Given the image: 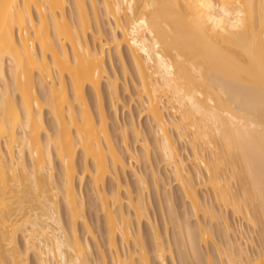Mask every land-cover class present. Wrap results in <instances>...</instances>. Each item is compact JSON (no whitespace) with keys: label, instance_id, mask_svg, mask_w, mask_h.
<instances>
[{"label":"bare ground","instance_id":"6f19581e","mask_svg":"<svg viewBox=\"0 0 264 264\" xmlns=\"http://www.w3.org/2000/svg\"><path fill=\"white\" fill-rule=\"evenodd\" d=\"M72 1L68 15L69 0H0V264H31L32 258L35 264H108L77 188V181L83 184L88 177L104 217L111 264H151L122 196L126 192L139 225L148 219L147 182L126 162V157L138 160L127 145L128 133L148 159L151 145L132 124L122 131L120 150L103 102L104 81L110 99L120 100L118 79L109 76L106 59L114 51L128 76L124 50L156 149L196 222L197 234L188 225L177 226L182 254L192 263L198 247L214 237L213 226L200 221L204 217L221 222L225 239L215 246L220 262L208 254L206 264H264V0ZM102 19L109 27L107 39ZM36 74L47 97L38 92ZM177 141L190 147L193 171L178 154ZM119 169L132 170L137 178L136 198ZM152 176L157 184V173ZM108 178L115 183L110 191ZM200 187L213 194L218 210L201 199ZM227 211L259 228L255 254L247 249L254 246V234L235 230ZM171 248L155 235L159 264H168V256L174 261Z\"/></svg>","mask_w":264,"mask_h":264},{"label":"rangeland","instance_id":"374dc122","mask_svg":"<svg viewBox=\"0 0 264 264\" xmlns=\"http://www.w3.org/2000/svg\"><path fill=\"white\" fill-rule=\"evenodd\" d=\"M90 5V3H89ZM88 5V6H89ZM69 7L67 8V14L70 15V10L73 7V1L69 0ZM92 20L93 28L96 29V22L93 15V12L91 10L88 11ZM107 22L105 20H101V28L103 29L104 38H109V32L108 26L106 24ZM89 39L92 42V36L89 35ZM126 49V48H124ZM125 52V62L129 70V75L124 76L122 72V66L121 62L119 61L118 57L115 55V52L112 51L111 57L107 56L106 59V67L109 73V76L113 79H118L117 89L119 93V102L112 101L110 99V93L107 88V84L105 81L103 82L102 86V92H103V102L105 106V110L108 116V124H109V131L112 136L113 142L115 145L122 150L124 145L122 141V131L125 127H129L132 124H135V126L142 132L143 139H146L150 147V154L149 159L148 156H146L143 147L141 146V143L137 142L131 131L128 133L127 137V145L128 147L136 153L138 156L137 161H130L128 157H126V162L128 164H131L132 170L137 173L138 175L145 178L147 182L148 191L145 193L146 198V204H147V213H148V219H144L141 221V224L139 225L135 218H134V212L131 210L128 205V196L126 192H122V196L124 198V211L131 216L132 220V230L137 235L138 240H142L143 243L146 245L147 250L149 251L150 256V262L151 264H159L155 259L153 255V247H154V237L155 235H159L163 242L168 245H171V249L174 253V261L168 256V264H206V256L208 254L211 255L212 259L214 261L220 262L218 255L215 251V246L217 245H224L225 239L222 236V226L221 222L218 221L217 223L213 222L210 223V221L204 217H201L200 221L204 225L213 226V232L214 237H211V241L209 242V245L207 247L201 246L198 247L196 257L192 260H189L186 255L184 256L185 248L178 247V244H176V238L177 241H179L180 236L177 235L178 230L177 226L179 224L188 225L190 228L193 229V232L197 234L196 230V222L191 214L190 205L187 202V200L184 198L183 193L179 189V187L176 185L174 179L169 174L165 163L161 160L160 155L158 153V150L155 146L154 137L151 134L150 127H149V120L144 115L143 109L141 107V103L138 98V80L137 77L130 65L129 59L126 56ZM7 72L9 70V65L6 66ZM35 82L36 87L38 89V92L40 96L47 97L48 90L44 83L40 81V78L38 74L35 76ZM0 85H4L2 81H0ZM87 98L88 102L90 104V107L94 114H96V100L94 93L90 90L87 91ZM45 120L46 124L48 125L49 131H53V123L50 115L48 114V111L45 112ZM172 135L173 132H171ZM177 151L180 157L185 160L188 163V169L190 171H193V165L190 164V158L192 156V152L190 150V147L187 143H183L181 141H177L176 143ZM82 159L79 155L77 160V167L80 172H82ZM55 168H56V180L59 183V174H60V166L58 162H55ZM132 170H128L127 172H123L122 169H119L118 174L119 177L123 183V185L130 190L132 193L133 198L137 197V191H138V183L137 178L133 174ZM153 173H157V184L152 176ZM195 182L199 184V181L195 179ZM115 183L112 179L108 178L106 182V190L110 191L114 188ZM77 188L79 193L83 195L84 202H85V209H86V215L88 219L89 226L91 230H93L94 236L96 237L98 243L102 247V251L104 252L105 256L107 257L108 264H111L110 262V255L108 253L107 247L105 246V240H106V233H105V222L104 217L102 216V213L100 212L98 208V201L95 199L92 191H91V184H90V178L88 177L87 180H85V183L80 184L77 181ZM199 196L202 200L209 203L210 205H213L215 209L218 210L217 203L214 200L213 194L207 190L206 188L200 187L199 189ZM60 211L62 215V219L64 222V225L67 226L68 217L66 215V210L64 205L61 203L60 205ZM227 216L230 219V223L233 226V228H242V230L250 234L249 236L253 235L251 238H253L254 246L249 245L247 246V249L252 254H255L257 250L260 249V230L257 227V230L252 228L250 225L246 224V221L242 219L241 217L237 218L234 217L231 211H227ZM79 233L82 237L85 236V230L84 227L81 226V224L78 227ZM255 230V231H254ZM221 231V232H220ZM247 234V233H246ZM179 237V239H178ZM20 243L22 245V241L20 240ZM90 243L93 248V254L95 259L98 261L99 258V251L96 247V243L90 239ZM182 248V249H181ZM131 251L136 250V247L134 243L130 244ZM182 250V251H181ZM184 251V252H183ZM187 251V250H186ZM183 253V254H182ZM186 254V253H185ZM185 261H182V258ZM187 260V261H186ZM31 264H35L34 259H31ZM139 264V263H137Z\"/></svg>","mask_w":264,"mask_h":264}]
</instances>
